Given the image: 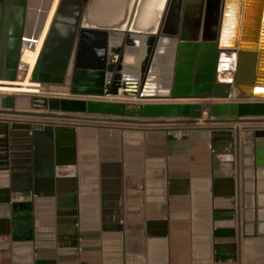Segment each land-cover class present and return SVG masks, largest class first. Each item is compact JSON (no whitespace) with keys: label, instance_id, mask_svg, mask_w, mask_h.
Segmentation results:
<instances>
[{"label":"crops","instance_id":"1","mask_svg":"<svg viewBox=\"0 0 264 264\" xmlns=\"http://www.w3.org/2000/svg\"><path fill=\"white\" fill-rule=\"evenodd\" d=\"M121 23L87 26L120 31ZM223 69L221 80L229 78ZM5 120L0 264H264L254 158L241 143L264 123L125 124L119 132L95 122ZM3 155L0 142V166Z\"/></svg>","mask_w":264,"mask_h":264},{"label":"water","instance_id":"2","mask_svg":"<svg viewBox=\"0 0 264 264\" xmlns=\"http://www.w3.org/2000/svg\"><path fill=\"white\" fill-rule=\"evenodd\" d=\"M256 1L249 5V0H234L230 37L220 49L225 0H171L157 38V32L140 36L125 29L89 28L81 18L83 0H60L30 81L45 94L57 88L66 90L59 94L66 96H32L25 109L18 110L17 96L5 95L0 98V115L142 126L194 125L200 120L264 123V0ZM7 4L4 19L0 17V81H15L22 42L30 41L23 37L26 0H7ZM170 40L175 43L172 68L170 76L164 71L162 77L157 72L158 49L167 44L171 49ZM220 51L230 53L235 62L233 70L226 69L230 77L221 81L216 74L220 66L226 67ZM125 57L133 61L127 63ZM228 100L232 102L210 104L204 110L198 103ZM8 123H0L6 161L0 170L9 169ZM210 132L230 133L231 128H210ZM235 134L238 151V129ZM245 135L248 140L241 143L251 146L255 216L261 222L264 129H250Z\"/></svg>","mask_w":264,"mask_h":264},{"label":"bare ground","instance_id":"3","mask_svg":"<svg viewBox=\"0 0 264 264\" xmlns=\"http://www.w3.org/2000/svg\"><path fill=\"white\" fill-rule=\"evenodd\" d=\"M56 1L57 0L53 1L52 8L49 12L50 16L53 13ZM170 1L171 0H90L89 16H87L88 20H87V22L83 21V23H84L83 25L87 26L85 23H89V24H93V25L96 23H97V25L99 23L100 24L108 23V27H109V25L111 26V24H109V23H117L121 20V17H124L123 23H121L122 24V26H121L122 30L123 29H125V30L131 29L130 31H132V30L147 31V30H150V29H148L150 26H155L156 29H152V27H151V29L153 31L155 30L153 33H156L157 30L161 26V22L164 20V17L166 16V11L168 9ZM59 2H60V0H59ZM83 3H84V0H83ZM248 3H249V5H254V2H251L250 0ZM234 9H235L234 0H225L224 9L222 12V17H221V19H222L221 34L219 37V40H220V43L222 46L226 45L227 39H229V37H230L229 36V33H230L229 27L232 26L230 24L232 23L233 18H234V15H233L235 12ZM250 9H252V8H250ZM56 10H55V12H56ZM54 15H55V13H54ZM54 15H53V18H54ZM119 17H120V19H119ZM53 18L51 19V21L49 23V26H48L47 31L45 33V36L43 38L38 56L36 58V61H35V64H34L32 70L30 71L28 66L27 67L21 66V62H20L21 57H20L19 69H18L19 71L17 74L18 78L15 81H0V98L2 96H5V95L17 96L16 108L18 110H24L25 109L26 104H27V99L29 97L47 96V95L54 96V95H59V94H63L66 92V90L54 88V89L50 90L51 92L49 94H45L38 89L39 84L32 83L30 81L33 70H34L36 63L38 62V59L40 57V54L43 50L44 42L46 40L50 26L53 22ZM125 18H126V20H125ZM157 25H160V26H157ZM262 26H264V17H263V21H262ZM99 27H101V26H99ZM104 28H105V26H104ZM157 33L155 34L156 38L158 37ZM137 34H141L140 36H143L144 34H150V33H137ZM26 39L28 40V38H26ZM170 43H171L170 45L172 47H175L174 40H170ZM30 44H32V43H30ZM33 45H34V43L32 44V46ZM222 46H220V49L221 48L225 49V46H223V47ZM163 48L166 49L168 53L171 51L169 44H167ZM160 50H161V47L158 49L159 53H160ZM173 51H174V48H173ZM21 52H22V45H21ZM31 52L32 51H29L28 53H31ZM219 53H220V62L221 63L224 62V59H225L224 55L228 59V61L226 63L227 65L225 66L226 68H224L223 70L228 69L230 67V59H231V61H233L232 62V70H233V64L235 63L234 58H233L234 56H232V58H231L229 55L230 53H228V52L220 51ZM170 54H172V51ZM167 55H169V54H167ZM20 56H21V53H20ZM126 60H127V58H126ZM220 68H222V67L220 66ZM220 68H219V70H220ZM216 78H217V74H216ZM225 79H228V78H225ZM219 80L221 81V79H219ZM260 92H263V91H260ZM59 96H66V95H59Z\"/></svg>","mask_w":264,"mask_h":264},{"label":"rangeland","instance_id":"4","mask_svg":"<svg viewBox=\"0 0 264 264\" xmlns=\"http://www.w3.org/2000/svg\"><path fill=\"white\" fill-rule=\"evenodd\" d=\"M53 1L54 0H29L28 2V11H27V15H26V26H25V34H24V39L27 40L26 38H28V40L30 41H24L22 42V52H21V66H25L29 68V70L31 71L36 58L38 56L43 38L45 36V33L47 31V28L49 26V23L51 21V19L53 18V15L55 13V10L58 8V4H59V0L56 1V4L54 6V10L53 13L49 14L52 5H53ZM251 2H257L256 0H250ZM50 7V8H49ZM124 17H121V19ZM120 19V17H119ZM124 20V19H123ZM86 25H90L89 23H85ZM93 25V24H92ZM160 26V25H157ZM156 26V27H157ZM156 29L155 26H150L147 31H142V30H132L135 33H153L154 31L151 29ZM122 30V29H121ZM124 30V29H123ZM130 31L131 29H126L127 31ZM131 31V32H132ZM155 34V33H154ZM158 34V33H157ZM33 39V40H32ZM30 43H34V45L32 46V44ZM173 48L171 47V51L168 53L166 49H164L163 47H161L160 50V63L157 65V72L160 74H163L164 71L170 76V72L169 70L172 68V59H173ZM29 51H32L31 53H28ZM166 52V53H165ZM169 54V55H167ZM127 58V60H126ZM125 60L127 63H131L133 61L132 57H125ZM27 69V68H26ZM19 71V70H18ZM224 72V71H223ZM222 72V73H223ZM227 73V72H224ZM162 77H165V75L163 74ZM219 72L217 74V79L219 80ZM46 97H50V95H47ZM205 103V101H198V103ZM25 120H39V118H28V117H24ZM42 121V118H41ZM55 121H67V120H53V122ZM70 121V120H69ZM78 123V121L76 122ZM78 124H89V125H93L94 122H80ZM104 126H106L108 128V130H117L119 132H125L126 129H123L125 127H127L125 124L121 125V124H112V123H102ZM133 126H142V125H133ZM117 127V128H116ZM142 128V127H139Z\"/></svg>","mask_w":264,"mask_h":264},{"label":"flooded vegetation","instance_id":"5","mask_svg":"<svg viewBox=\"0 0 264 264\" xmlns=\"http://www.w3.org/2000/svg\"><path fill=\"white\" fill-rule=\"evenodd\" d=\"M29 0H26V15H27V11L29 10L27 7ZM7 0H0V17L2 18V20L4 19V15H5V10H6V6H7ZM10 7L11 4L9 3ZM26 26V24H25Z\"/></svg>","mask_w":264,"mask_h":264}]
</instances>
